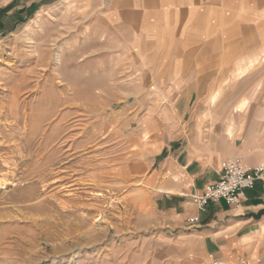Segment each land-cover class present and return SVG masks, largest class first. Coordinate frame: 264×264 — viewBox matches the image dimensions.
<instances>
[{"label": "rangeland", "instance_id": "1", "mask_svg": "<svg viewBox=\"0 0 264 264\" xmlns=\"http://www.w3.org/2000/svg\"><path fill=\"white\" fill-rule=\"evenodd\" d=\"M108 1L20 2L0 33V264H158L172 247L119 175L123 140L159 117L156 98L131 95L145 91L123 50L107 48Z\"/></svg>", "mask_w": 264, "mask_h": 264}, {"label": "crops", "instance_id": "2", "mask_svg": "<svg viewBox=\"0 0 264 264\" xmlns=\"http://www.w3.org/2000/svg\"><path fill=\"white\" fill-rule=\"evenodd\" d=\"M32 1L0 0V10L11 4L0 33L16 24L14 5ZM106 12L107 48L123 50L145 91L131 95L157 100L149 140H123L130 152L118 171L137 193L132 206L166 227L163 246L172 247L158 264H203L211 251L225 264L230 252L264 264V177L238 206L211 201L199 212L193 197L232 157L264 166V0H109Z\"/></svg>", "mask_w": 264, "mask_h": 264}, {"label": "built area", "instance_id": "3", "mask_svg": "<svg viewBox=\"0 0 264 264\" xmlns=\"http://www.w3.org/2000/svg\"><path fill=\"white\" fill-rule=\"evenodd\" d=\"M264 177V166H250L244 160L235 156L230 158L223 168L217 182L209 183L200 194L194 195L199 212H204L211 201L224 200L232 206L239 205L246 195L247 190L255 187L256 182ZM189 221L197 223L200 216L189 217ZM233 264H260V257L247 258L235 254L229 256ZM204 264H225L223 259L217 258L214 253H209Z\"/></svg>", "mask_w": 264, "mask_h": 264}, {"label": "bare ground", "instance_id": "4", "mask_svg": "<svg viewBox=\"0 0 264 264\" xmlns=\"http://www.w3.org/2000/svg\"><path fill=\"white\" fill-rule=\"evenodd\" d=\"M34 52H35V51H33L32 53H34ZM39 52H40V51H39ZM35 54H36V52H35ZM37 54H38V53H37ZM34 56H35V55H34ZM49 58H50V57H48L47 59H45V58L41 57L40 54L37 55V61H38V62H41V63H43V64L46 63V62L49 60ZM58 60H59L60 62H62L61 58L58 59ZM11 65H12V64H11ZM30 69H31V68H30ZM30 69H29V70H30ZM62 82H63V81H62ZM15 94H16V92H15ZM15 100H17V94L15 95ZM34 141H35V140H34ZM31 146H32V144H31ZM31 146H30V147H31ZM30 147H29V148H30ZM33 147H34V146H33ZM26 150L28 151V149H26ZM31 150H32V149H31ZM36 151H37V149H36ZM36 151H35V152H36ZM38 151H40V150H38ZM29 152H30V151H29ZM37 154H39V153H37ZM27 156H28V155H27ZM29 156H30V155H29ZM35 156H36V155H35ZM6 157H7V156H6ZM28 158H29V157H28ZM23 159H24V158H23ZM31 159H32V157H31L29 160L31 161ZM26 160H27V159H26ZM26 160H25V161H26ZM27 162H29V161H27ZM8 165H9V162H8ZM6 166H7V165H6ZM11 166H12V165H11ZM16 166H17V165H16ZM7 168H8V167H7ZM9 168H11V167L9 166ZM16 168H17V167H16ZM45 168H46V167H44V169H45ZM48 169H49V168H48ZM8 171H9V170H8ZM16 171H17V170H16ZM46 171H47V170H46ZM49 171H50V170H49ZM43 172H44V171H43ZM47 172H48V171H47ZM50 173H51V172H50ZM47 174H48V173H47ZM41 175H42V172H41ZM51 175H52V174H51ZM40 177H41V176H40ZM48 177H49V176H48ZM50 177H51V176H50ZM40 179H41V178H40ZM47 179H48V178H47ZM45 181H46V180H45ZM33 182H34V181H33ZM31 194H33V193H31ZM31 194H30V195H31ZM31 197H32V196H31ZM29 198H30L29 196H25V198L23 199V201H27V199L29 200ZM31 199H32V198H31Z\"/></svg>", "mask_w": 264, "mask_h": 264}]
</instances>
